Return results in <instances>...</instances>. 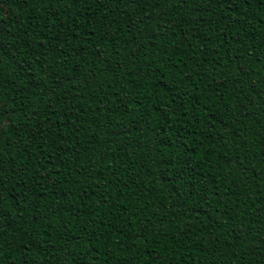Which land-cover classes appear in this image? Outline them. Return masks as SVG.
Masks as SVG:
<instances>
[{
  "label": "trees",
  "instance_id": "16d2710c",
  "mask_svg": "<svg viewBox=\"0 0 264 264\" xmlns=\"http://www.w3.org/2000/svg\"><path fill=\"white\" fill-rule=\"evenodd\" d=\"M0 264H264V0H0Z\"/></svg>",
  "mask_w": 264,
  "mask_h": 264
}]
</instances>
